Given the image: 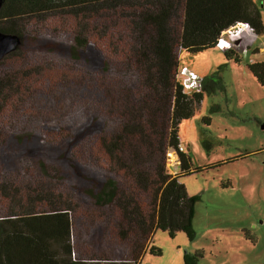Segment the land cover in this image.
Listing matches in <instances>:
<instances>
[{
    "label": "trees",
    "instance_id": "obj_1",
    "mask_svg": "<svg viewBox=\"0 0 264 264\" xmlns=\"http://www.w3.org/2000/svg\"><path fill=\"white\" fill-rule=\"evenodd\" d=\"M236 22L264 32L254 0H1L18 43L0 59V264H138L156 229L193 237L178 123L223 82L186 93L179 55ZM247 67L264 86V60Z\"/></svg>",
    "mask_w": 264,
    "mask_h": 264
},
{
    "label": "rangeland",
    "instance_id": "obj_2",
    "mask_svg": "<svg viewBox=\"0 0 264 264\" xmlns=\"http://www.w3.org/2000/svg\"><path fill=\"white\" fill-rule=\"evenodd\" d=\"M256 1L264 24V0ZM256 37L245 48L228 46L222 34L212 48L180 52L179 70L202 78L219 69L223 87L204 91L193 115L178 123L180 144L192 168H200L178 179L189 196H197L193 237L156 229L150 245L161 254L147 250L138 264H184L185 253H198L197 264H264V86L247 67L264 60V50L254 54L264 32ZM228 48L239 61L225 57ZM170 153L167 166L174 174L178 154Z\"/></svg>",
    "mask_w": 264,
    "mask_h": 264
},
{
    "label": "built area",
    "instance_id": "obj_3",
    "mask_svg": "<svg viewBox=\"0 0 264 264\" xmlns=\"http://www.w3.org/2000/svg\"><path fill=\"white\" fill-rule=\"evenodd\" d=\"M222 34L227 35L226 44L228 46L235 45L237 47L242 46L246 48L249 47L255 39V34L247 22H236L235 24L224 29L221 32V35ZM177 77L186 93H192L201 88V78H199L193 71L187 68L179 70ZM179 150H184L181 144L179 145ZM170 152L169 154H171Z\"/></svg>",
    "mask_w": 264,
    "mask_h": 264
},
{
    "label": "water",
    "instance_id": "obj_4",
    "mask_svg": "<svg viewBox=\"0 0 264 264\" xmlns=\"http://www.w3.org/2000/svg\"><path fill=\"white\" fill-rule=\"evenodd\" d=\"M0 5H1V0H0ZM17 43H18V38L16 35H12L0 31V59L4 54L14 49Z\"/></svg>",
    "mask_w": 264,
    "mask_h": 264
},
{
    "label": "crops",
    "instance_id": "obj_5",
    "mask_svg": "<svg viewBox=\"0 0 264 264\" xmlns=\"http://www.w3.org/2000/svg\"><path fill=\"white\" fill-rule=\"evenodd\" d=\"M256 3H257V1L256 0H254ZM261 14V13H260ZM256 39H257V37L255 38V41H256ZM254 41V42H255ZM253 42V43H254ZM262 50H264V40L261 42V44H260V47L258 48V51H256V52H254V54L255 55H260V53H261V51ZM252 62V61H251Z\"/></svg>",
    "mask_w": 264,
    "mask_h": 264
}]
</instances>
